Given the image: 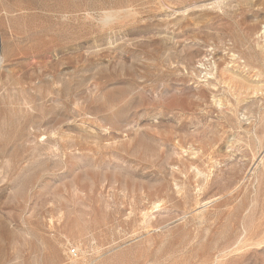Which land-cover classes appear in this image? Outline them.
<instances>
[{
	"label": "rangeland",
	"instance_id": "374dc122",
	"mask_svg": "<svg viewBox=\"0 0 264 264\" xmlns=\"http://www.w3.org/2000/svg\"><path fill=\"white\" fill-rule=\"evenodd\" d=\"M0 264H264V0H0Z\"/></svg>",
	"mask_w": 264,
	"mask_h": 264
}]
</instances>
